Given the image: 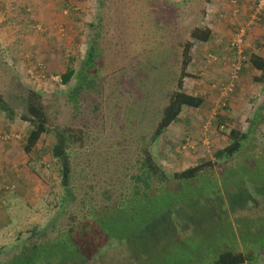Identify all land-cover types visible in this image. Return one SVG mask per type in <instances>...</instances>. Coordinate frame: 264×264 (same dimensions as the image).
Segmentation results:
<instances>
[{"label": "trees", "instance_id": "obj_1", "mask_svg": "<svg viewBox=\"0 0 264 264\" xmlns=\"http://www.w3.org/2000/svg\"><path fill=\"white\" fill-rule=\"evenodd\" d=\"M16 1L20 5L25 4L22 10L24 16L30 19L31 12L28 11L30 8L27 4L29 0ZM193 2L194 0H189V3ZM211 2L212 0H197L202 17L207 14L206 6L209 7ZM226 2L235 16L238 12V0L235 5L231 4L230 0ZM257 2L258 0L255 8ZM178 6V2L171 0H94V12H89L87 16L78 6L76 9L73 0H61L57 11L62 19L67 18L75 26L87 21L90 34L86 58L81 62L77 71L66 67L61 75L52 73L51 77L47 76L46 64L33 61V66H30L29 62H26V71L34 68L38 72V64H41L43 71L40 74L43 78H38L32 84L25 73L28 82L31 83L24 99L25 108L18 113L14 112L11 107L7 108L5 106L7 102L0 93V110L3 113L7 109L11 111L14 114L11 121H21L29 125L30 129L22 144V151L26 157L34 154L35 148L40 145L44 135L50 138L48 151L59 167L61 186L66 193L62 203L65 204L66 198L74 204L78 201L79 208L78 210L71 208L66 226L57 235L46 236L47 234L43 232L41 234L47 238L45 241L31 243L29 247L23 246L18 253L7 260L2 259L3 248H0V264H21L22 259L26 258L29 253L41 250L45 251L50 259L54 257L57 264L67 262L78 264V261L83 264L85 261L89 263L99 260L106 261V264H151L171 248V240L180 242L183 238L189 237L184 230L190 229L191 234H195L197 225L192 224L193 218L186 213L191 210L197 213L196 208L191 209L188 206L185 208L182 204H174V207L170 205L152 217L151 222H147L146 218L145 221H141L137 218L138 215L136 217L133 213L131 216L128 215L129 217L122 214L121 220H108V222L112 220L111 230L101 228L105 227L101 221L96 228L97 232L83 231L86 229V227L83 228V223L90 221L92 212L99 208L107 210L110 207L112 211H115L122 210L126 204H135L138 200L151 203L153 192L163 194L169 191L174 184L195 180L198 176L209 172V175L216 177L218 170L220 173V168L226 167L227 160H231L240 151L242 142L246 140V133L229 127L227 130L228 144L213 154V161L208 160L192 165L171 177L166 175L160 163L156 161L153 151L154 143L178 121L184 109L198 110L204 104L203 97L186 90L185 80L195 78L188 72L193 62L194 45L200 43L203 46L210 42L212 32L208 26L201 25L197 20L194 26L185 28L186 31L183 32L179 20L171 18L173 14L171 9ZM254 13L255 9L252 16ZM263 14L264 10L259 19L250 25L260 23ZM30 20L32 32L37 33L35 26L38 23ZM62 26L65 27L62 24L53 28L57 36L51 40L53 42L50 46L55 43L62 46L60 40L65 38L67 31L64 34L56 33ZM241 31L243 32V44L233 47L231 43L237 34H241ZM48 33H50L49 28ZM244 36V29L236 30L228 42L227 53L235 56V61L231 63L239 65L240 70L237 72L239 75L243 73L242 70L247 64H251L253 70L261 73V76L256 77L255 80L262 81L264 80L262 77L264 76V60L256 55H251L249 59L246 58ZM66 48L68 49L64 46L62 50ZM67 52V56L64 57L70 63L75 58L68 50ZM212 54L215 53L212 52ZM1 57L0 51V59ZM209 58L215 59L214 56H209ZM12 64V67H18L19 60L12 59ZM0 65L6 66L7 64L3 60V62L0 61ZM54 77L57 78L56 81H53ZM73 79H75V86L66 92L62 90L61 92L65 94V101L72 110L71 119L74 123L81 117L83 118L84 106L89 104L94 117L102 121L101 135L105 133L107 126L110 127L111 136L108 138L110 143L105 153L113 162L110 163L111 170L108 180L111 185L115 183L119 186L118 194H115V189L108 188L103 191L98 205L93 203L95 197L89 196L82 183H79L75 189L76 192H73L72 178L76 169L74 165H77L79 158L77 153L83 151L86 156L85 161L89 163L90 154L85 147L86 140L94 144L88 133V125L82 123L77 127L71 122L56 123L57 120L51 119V115L42 103L43 95H46L48 87L51 88L58 83L65 87ZM39 84L42 86L37 91L36 85ZM44 85L46 86L43 87ZM42 87L47 88L43 90ZM52 91L54 92L52 97L59 96V91L55 89ZM124 120H128L129 123L137 122L139 133L126 136V128L123 129ZM106 123H108L107 126H105ZM126 126L130 127L128 124ZM135 128L134 125L133 129ZM247 129H251L249 124ZM136 140L139 144H135ZM215 199L216 201L213 202L215 207L218 203L224 204L223 215L218 217H229L233 212L229 209L231 197L226 196L222 198V201ZM257 200L259 203L255 206L259 205L260 210L264 209V198ZM184 215L187 216V221L184 220ZM215 220L220 224L217 216ZM50 226L54 227L53 222ZM248 228L240 224L237 226L234 222L231 225V229L241 233L248 231ZM246 247L244 245L242 248L239 243L238 250L235 251L221 247L211 248L213 250L211 255L204 258L197 253H205L210 249L194 246L191 248L196 249L191 251L184 264L193 258L194 260L188 262L189 264H259L264 252L253 253L250 248L247 250ZM116 250H119V253L115 254ZM104 253H107V258H104ZM174 260L172 256L171 260L163 262L173 264Z\"/></svg>", "mask_w": 264, "mask_h": 264}, {"label": "rangeland", "instance_id": "obj_2", "mask_svg": "<svg viewBox=\"0 0 264 264\" xmlns=\"http://www.w3.org/2000/svg\"><path fill=\"white\" fill-rule=\"evenodd\" d=\"M171 1L179 3L178 7L171 9L173 12L171 18L179 20L180 24L177 23L183 27V32L186 31L185 28L194 26L196 20L201 25H206L207 15L201 16L200 4L197 3V0H194L193 3H189V0ZM84 3L82 13L88 16L89 12H94V0H84ZM208 9L210 10L206 6L205 12ZM39 12L45 15L43 10ZM8 16L5 14L1 23L6 24L5 18ZM42 17H44L45 25L42 22H37L38 24H36L41 29L37 33L33 32L36 37V49H30L31 40L28 43L26 40L19 43L15 55L16 59H21V64L18 67L11 66L13 64L7 58L8 54H5V49L0 47L2 53L0 61L4 60L7 64L6 66L0 65V93L3 94L4 101L7 102L5 106L11 107L16 113L25 108L24 99L27 95V88L31 87V83L25 76L27 64L22 59L29 62L30 66H33V61L46 64L47 76L51 77L52 73L61 75L66 67L77 71L81 62L86 58L90 34L87 21H83L75 31L78 36L75 41L72 40L71 31L63 21L62 24L65 27L62 26V28L64 30L59 28L56 32L64 34L67 31L65 38L60 40L62 45L60 47L57 43L50 46L47 21L45 16ZM3 27L0 26V39L6 41L5 39L9 35L11 36L12 30ZM235 32L233 31V33ZM7 43L12 42L8 41ZM65 44L68 49L63 51L62 48ZM194 46L193 62L189 66L188 72L195 78L186 79L185 88L187 91L203 97L204 104L198 110L184 109L178 121L154 143L153 151L156 161L160 163L169 177L192 165L208 160L213 161V154L228 144L227 130L229 127L247 134L240 151L231 160H227L226 167L220 168L221 172L219 173L218 170L216 177L209 175V172L198 176L195 180L174 184L169 191L163 194L153 192L151 203L138 200L135 204H126L122 210L115 211H112L110 207L107 210L99 208L92 212L90 221L83 223V228L86 227L83 231L93 233L97 232L96 228L101 221L105 226L101 228L111 230V221L113 219L121 220L122 214L127 217L133 213L136 214V217L138 215L137 218H140L141 221H145L146 218L147 222H151L152 217L170 205L174 207V204H182L185 208L187 206L191 209L196 208L197 213L192 210L186 213L193 218L192 224L197 225L195 234H191L190 229L184 230L189 237L183 238L180 242L171 240V248L151 264H164L163 261L171 260L172 256L175 258L173 264H184L191 251L196 249L191 248L194 246L210 249L205 253H197L204 258L211 255L213 251L211 248L221 247L225 250L235 251L238 250L239 243L242 248L246 245L247 250L250 248L253 253L264 252V209L260 210L259 205L255 206L256 203H259L257 199L264 198V80H255L259 76L247 66L243 68L241 75L238 74L233 79V63L231 62L235 61V56L227 54L217 59L205 45L201 46L200 43H197ZM67 50L75 58L70 63L64 57L67 56ZM254 50L263 56L264 43L259 40L257 46H254ZM26 55L28 56L25 57ZM209 56H214L215 59L212 60ZM213 67L222 73L215 75L212 72ZM9 69H13V71L10 72ZM42 71L39 70V74ZM41 86V84L36 85V90H40ZM74 86L75 79L65 87L60 86L59 83L52 86L53 88L46 87L47 92H45L46 95H43L42 103L51 115V119L57 120L56 123H74L71 119L72 110L65 101V94L61 92V90L66 92ZM53 89L60 92L59 96L52 97ZM8 115L11 117L10 119ZM13 115L8 109L5 113L0 110L2 126V128L0 126V136L10 137L7 141H0V144L4 147L13 139L14 146L12 155L0 150L1 159L10 160V168H12L11 173L5 169L7 165L0 162V180L6 174L13 175L12 178L9 175L8 182L0 181V195L3 197L0 202V248H3L2 259L4 260L13 257L23 246L29 247L31 243L45 241L47 238L44 237L46 236L57 235L66 226L71 208L76 210L79 208L77 200V203L74 204L66 198L65 204L62 203L66 193L61 186L59 167L50 157L48 151L50 138L44 135L40 145L35 148L34 154L29 157H26L24 153L21 155L22 144L25 142L30 128L28 124L21 121H11ZM5 117L9 121H6ZM81 118L76 120L74 125L78 127L82 123H86L94 144L86 140L85 147L90 154L89 163L85 161L86 156L83 151L77 153L79 158L77 165H74L76 169L72 178L73 192L75 193L79 183H82L89 196L95 197L93 203L98 205L103 191L108 188L115 189V194H118L119 186L115 183L111 185L108 180L111 170L110 163L113 162L110 156L105 153V149L110 143L108 140L111 136L109 134L110 127L106 123V131L101 135L102 121L100 118L94 117L89 104L84 106L83 118ZM106 119L109 121L108 118ZM126 124L130 127L128 128ZM248 124L249 127L251 126L250 130L247 129ZM134 125L135 129H133ZM138 127L137 122L129 123L128 120H124L123 129L126 128V136L139 133ZM224 132L225 134H223ZM135 144H139L137 140ZM76 195L78 196L77 193ZM226 196L231 197L229 209L233 212L227 218L218 217L223 215L224 204L218 203L215 207L213 202L216 201L215 198L217 201H222V198ZM186 215H184L185 221H187ZM215 216L220 219V224L216 222ZM109 219L112 220L108 222ZM52 222L54 227L51 228L49 225ZM233 222L237 226L240 224L249 227L248 231L242 233L234 231L231 229ZM123 229L125 230V228ZM43 232L47 235L43 236L44 234H41ZM114 253H119V250ZM118 256L120 257V255ZM104 258H107V253H104ZM193 260L194 258L188 262ZM188 262L187 264H189ZM76 263L67 262L66 264ZM21 264H57V260L54 257L50 259L48 254L41 250L29 253L26 258L22 259ZM78 264H80L79 261ZM83 264H106V261H90L89 263L85 261ZM259 264H264V256Z\"/></svg>", "mask_w": 264, "mask_h": 264}, {"label": "crops", "instance_id": "obj_3", "mask_svg": "<svg viewBox=\"0 0 264 264\" xmlns=\"http://www.w3.org/2000/svg\"><path fill=\"white\" fill-rule=\"evenodd\" d=\"M257 0H238V12L235 13L236 15L233 16L231 12V8L229 4L226 2V0H212L211 4L208 5L210 10H207V18H206V26L211 30L212 32V39L210 42L205 44V47L207 49H210L212 52H214L215 57L217 59H220V57H224L222 55H227V48H228V41L230 40V37L233 34V31L244 29V50L246 54V58L249 59L251 55H256L264 60V55H259L255 50L254 46H257V42L260 40L264 43V14L262 21L260 23L255 24L254 26L250 25V21L252 19V14L255 9V4ZM76 0H73V3L76 4L79 9L83 12L82 6H84V0H78L76 3ZM61 3V0H29L28 6L31 10L30 19L35 20L37 22H42L44 24V17L47 21L46 27L49 28V44L52 43V39H54V36H57L53 32V28L55 26H61L63 21L64 24L67 25L68 29L71 31V37L72 40H76L78 38L75 31L79 28V26H75L74 23H71L67 18L62 19L61 14L58 13L57 9L59 8ZM23 5V6H22ZM20 5L16 0H0V24L4 26V29H11L12 33L11 36L9 35L6 41H11L12 43H7L3 39H0V47H3L5 49V54H8V58L11 60L15 59V55L17 54L18 46L20 45V41L26 40L27 43L31 40L32 44L30 46V49H36L37 43H35L36 37L34 33L32 32L30 28V19H27L26 16H24L23 10L25 4ZM40 10H43L45 12V15L42 13L40 14ZM66 13V12H65ZM9 15L7 18H5L6 24L1 23L2 17L4 15ZM36 14V15H35ZM63 20V21H61ZM57 24V25H56ZM0 25V26H1ZM258 25V26H257ZM45 27V26H44ZM46 29V28H45ZM47 30V29H46ZM12 38V39H11ZM66 46V44H65ZM1 49V48H0ZM229 55V54H228ZM26 55L25 57H27ZM21 59H19V65ZM24 62V59H22ZM248 68H250L252 71L253 68L251 64L246 65ZM245 66V67H246ZM214 70L212 71L215 75H220L222 71L217 69L216 67H213ZM257 76H261V73L257 70L254 71ZM262 77H264L262 75ZM6 118V117H5ZM6 121H8L6 119ZM1 126V124H0ZM2 128V126H1ZM13 140V139H12ZM10 140L7 144H5L4 147H2V144H0V150L1 152L5 151L7 153H10V155L14 154V146L13 141ZM23 152L20 154L22 155ZM4 157V156H3ZM12 157V156H11ZM0 162L5 163V169L9 170L11 172V165L10 160L6 161V159H1ZM13 163V162H12ZM3 172V171H1ZM8 172V171H7ZM12 173V172H11ZM9 175L12 178V174H6L4 178H2L0 181L6 182L9 181ZM3 177V176H2ZM1 178V177H0ZM12 181V180H11ZM5 185V184H4ZM6 198V197H5ZM3 200V197L0 195V202ZM5 200V199H4ZM6 201V200H5Z\"/></svg>", "mask_w": 264, "mask_h": 264}, {"label": "built area", "instance_id": "obj_4", "mask_svg": "<svg viewBox=\"0 0 264 264\" xmlns=\"http://www.w3.org/2000/svg\"><path fill=\"white\" fill-rule=\"evenodd\" d=\"M22 1H28V0H22ZM231 4L235 5L236 4V0H230ZM264 10V0H258L256 8H255V13L251 19V23L252 24L254 21L258 20L260 15L262 14ZM28 11L31 12V10L29 9ZM37 28V30H40L41 27L39 25L35 26ZM242 36H243V32L241 31V34H237L235 36V38L233 39L231 45L233 47H237V45H240L242 43ZM38 68L40 71H42V65L38 64ZM39 70L38 72H36V69L31 68L30 70L26 71V75L28 76V78L31 80L32 83H35L34 81H37L38 78H43V76L41 74H39ZM232 70H233V75L232 78L235 79L237 77V72L240 70L239 65L237 64H233L232 65ZM53 81L56 80V78H52ZM8 139H10V137L5 138V136H0V141H7Z\"/></svg>", "mask_w": 264, "mask_h": 264}]
</instances>
